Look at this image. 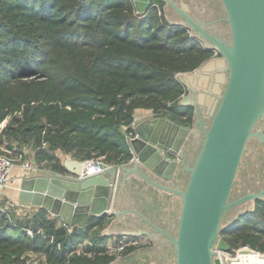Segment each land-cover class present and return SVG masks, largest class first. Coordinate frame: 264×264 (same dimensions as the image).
Masks as SVG:
<instances>
[{
  "label": "trees",
  "instance_id": "obj_1",
  "mask_svg": "<svg viewBox=\"0 0 264 264\" xmlns=\"http://www.w3.org/2000/svg\"><path fill=\"white\" fill-rule=\"evenodd\" d=\"M152 3L139 15L132 0H0V153L29 145L39 163L53 164L42 168L58 174L67 173L61 155L119 167L133 157L128 137L137 110L192 126L194 108L180 104L186 89L178 75L215 54L169 23L165 2ZM5 206L0 264H26L33 254L40 264H111L118 257L103 234L109 217L70 232L43 208L21 218ZM222 237L232 250L264 253V200Z\"/></svg>",
  "mask_w": 264,
  "mask_h": 264
},
{
  "label": "water",
  "instance_id": "obj_2",
  "mask_svg": "<svg viewBox=\"0 0 264 264\" xmlns=\"http://www.w3.org/2000/svg\"><path fill=\"white\" fill-rule=\"evenodd\" d=\"M132 1L139 15L156 7ZM162 1L170 24L219 56L179 75L187 88L180 104L194 106L193 125L168 117L140 122L129 163L66 159V174L22 179L19 205L43 208L71 227L119 217L106 236L153 238L154 249L113 264H230L225 254L234 250L222 232L264 200V148L256 140L264 144V0ZM220 22L227 36L218 33Z\"/></svg>",
  "mask_w": 264,
  "mask_h": 264
},
{
  "label": "crops",
  "instance_id": "obj_3",
  "mask_svg": "<svg viewBox=\"0 0 264 264\" xmlns=\"http://www.w3.org/2000/svg\"><path fill=\"white\" fill-rule=\"evenodd\" d=\"M164 15H165V9H164ZM165 18L167 19L166 15H165ZM168 20V19H167ZM169 21V20H168ZM219 56L217 55H214V59L218 58ZM212 58V59H213ZM189 73H196V70L193 71V72H189ZM189 73H182V74H179V75H184V74H189ZM178 75V77H179ZM180 79V77H179ZM180 81L182 82V84L185 86V89L186 88V85H185V82H183L181 79ZM187 93V92H186ZM190 94V92H188ZM189 107H192L194 108L193 105L189 106ZM195 110V108H194ZM151 110H145V109H139L136 111V115L137 113L143 115V114H146L148 112H150ZM163 116H158V115H154L152 117H148V118H143L141 122H144V121H148V120H152V119H155V118H161ZM176 122V121H174ZM176 123H179V122H176ZM30 176H34V174H31L29 171H27L21 164H15L14 167L12 168V171H11V174H10V180L8 182V185L6 186V188L4 189L3 191V199L6 198L8 199V204L7 205H10L12 207H17V210L20 212V214H24L25 218H27L28 216H30L33 212H35L38 207H27V206H21L18 207L19 205V201H18V195H19V185L21 183V180L24 179V178H28ZM118 193V192H117ZM11 200V201H10ZM116 206V205H115ZM49 215L54 218V219H57V223L60 224V225H63L64 222L59 219V218H56L54 217L52 214L49 213ZM119 217H112L110 218V222L109 224L107 225V227L104 229L103 231V234L106 235V233L110 230V224L112 221H116ZM107 236L109 237V240H110V243H114V244H119V242L124 238V237H135V238H138L140 237L141 242H143L142 244L140 245H137L136 249L126 255H122L121 252L117 253L118 257L116 260H124L144 249H154L155 248V242L153 240L152 237L150 236H128L127 234H107ZM41 260V258H40ZM115 260V261H116ZM114 261V262H115ZM112 262V264L114 263Z\"/></svg>",
  "mask_w": 264,
  "mask_h": 264
},
{
  "label": "built area",
  "instance_id": "obj_4",
  "mask_svg": "<svg viewBox=\"0 0 264 264\" xmlns=\"http://www.w3.org/2000/svg\"><path fill=\"white\" fill-rule=\"evenodd\" d=\"M214 54L217 55L216 52ZM154 115H156V114L153 111H150V112L146 113L143 116L142 115H139V116L135 115L134 121L132 123L133 129L136 127L137 124H139L142 121V119L144 117L145 118H148V117H151V116H154ZM3 128H4V123H1L0 124V133H1V131H2ZM133 137H134V135L128 137V142L129 143H130V140ZM83 162H94L95 163V162H104V161L102 159H97V160H87V161H83ZM14 165H15V162H14V160L11 157H9V156H7L5 154L0 153V209L2 208L1 202L4 201V199L2 197L3 196V191L6 188V186L8 185V182L10 180V174H11V171H12V168L14 167ZM21 165L27 171H29L31 174H34V175H44V174H48L49 175V174H54L51 171L45 170L43 168H40L39 165L33 164L30 161H24V162H22ZM99 170H101V169L98 168L95 171L97 172ZM116 179H117V176H116ZM6 206H9V205H6ZM6 206H5L4 209H7ZM18 207H20V205H18ZM16 211H17V209H16ZM63 225L66 226V227H69V231L70 232L72 231L71 226H67L65 224H63ZM27 232H28L29 235H33L32 230L28 229ZM141 241H143V240H141L140 237H138V238H135V237H124L119 242V244H114V243L112 244V243L109 242L107 244V250H108V252L110 254H117L115 251L121 252L126 247L140 245V244L143 243ZM87 243H88V241H85L84 245H86ZM83 248H84V246H81L79 248V252L80 253L83 252ZM241 249H250V247L245 246V247L240 248V250ZM233 252H235V250ZM226 254H230V253H226ZM38 259H40V256L39 255H36V254H33L31 256V259L28 260L26 264H38Z\"/></svg>",
  "mask_w": 264,
  "mask_h": 264
},
{
  "label": "rangeland",
  "instance_id": "obj_5",
  "mask_svg": "<svg viewBox=\"0 0 264 264\" xmlns=\"http://www.w3.org/2000/svg\"><path fill=\"white\" fill-rule=\"evenodd\" d=\"M163 12H164V9H163ZM139 115H141V114H139V113H137V116H139ZM143 115H145V114H143ZM142 115V116H143ZM152 117V116H151ZM145 118V117H144ZM16 145H18L17 143H15V147L13 148V149H7L8 150V152H7V150L6 149H4V152H5V150H6V152H5V154L6 155H8V156H10L13 160H14V162H15V164H22V162H24V161H30V162H32L33 164H36V165H39V167L40 168H48V169H50V166H48V165H53V164H47V162H38V159L36 158V151L35 150H33L32 149V147L31 146H29V145H26L22 150H20ZM3 152V151H2ZM51 155V154H50ZM61 157H63V160L65 161L66 159H72L70 156H66V155H61ZM109 165V164H108ZM109 166H114V165H109ZM45 170H47V169H45ZM49 171V170H48ZM8 199H6V198H4V201H2L1 202V206L3 205H7L8 204ZM11 201V200H10ZM7 203V204H6ZM10 206V205H9ZM6 206L7 208H11L15 213H16V215L18 216V217H21V218H25V216H24V214H20V212L17 210L16 211V209H17V207H13L12 208V206ZM104 231V230H103ZM110 242V241H109ZM108 242V243H109ZM240 250V248L239 249H237V250H235V252H232V253H230V254H226V256L228 257V256H230V257H233V258H236L237 257V255H238V251ZM116 253H119V251H115ZM257 252V251H256ZM261 253V252H260ZM261 254H264V253H261ZM37 260V259H36ZM38 264H40V259H38Z\"/></svg>",
  "mask_w": 264,
  "mask_h": 264
},
{
  "label": "bare ground",
  "instance_id": "obj_6",
  "mask_svg": "<svg viewBox=\"0 0 264 264\" xmlns=\"http://www.w3.org/2000/svg\"><path fill=\"white\" fill-rule=\"evenodd\" d=\"M99 167H96L98 169ZM230 264H264V254L253 252L248 249L238 252L236 258L226 256Z\"/></svg>",
  "mask_w": 264,
  "mask_h": 264
},
{
  "label": "flooded vegetation",
  "instance_id": "obj_7",
  "mask_svg": "<svg viewBox=\"0 0 264 264\" xmlns=\"http://www.w3.org/2000/svg\"><path fill=\"white\" fill-rule=\"evenodd\" d=\"M165 7H166V5L164 6V9H165ZM216 11V9H214V12ZM212 14V13H211ZM226 14V13H225ZM223 16H221V15H218V16H216L215 18H213L212 20L213 21H215V20H220L221 18H222ZM218 28H217V31H218V33H220V34H223V35H225V36H227V28H228V25L227 24H225V23H223V22H220V23H218ZM259 128H262V129H264V121L259 125ZM257 141H258V143L259 144H261V147H263L264 148V144L263 143H261V141L260 140H258V139H256ZM190 149H188L187 151H188V154L190 155V158H192L193 157V155L195 154L194 152L196 151V147H197V141H196V138L194 137V138H191V141H190ZM184 176H182V178H183ZM140 179V178H139ZM142 180V179H141ZM145 182V181H144ZM246 194V193H245ZM242 195H244V193H240V194H238V196L236 197V198H234L233 196H232V200H235V199H237V198H239V197H241ZM256 205V204H255ZM234 211V210H233ZM246 211V210H245ZM254 211V210H253ZM231 213V212H230Z\"/></svg>",
  "mask_w": 264,
  "mask_h": 264
}]
</instances>
